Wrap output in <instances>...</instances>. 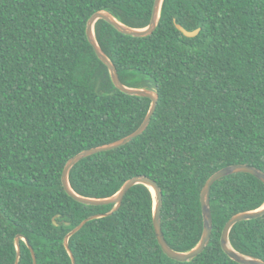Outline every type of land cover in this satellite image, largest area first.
I'll use <instances>...</instances> for the list:
<instances>
[{"label": "trees", "instance_id": "1", "mask_svg": "<svg viewBox=\"0 0 264 264\" xmlns=\"http://www.w3.org/2000/svg\"><path fill=\"white\" fill-rule=\"evenodd\" d=\"M154 1L0 0V264H16L18 234L37 264H73L67 234L114 207L74 199L63 169L80 151L138 129L152 101L115 86L87 22L106 10L143 28ZM177 23L200 31L185 36ZM95 35L123 83L154 89L159 100L141 135L79 161L70 184L104 198L133 176H149L163 192L168 244L188 251L203 233L207 179L237 163L264 171V0H164L150 35L122 33L104 19ZM263 203L264 182L253 174L217 180L210 242L178 261L158 242L152 191L137 184L118 210L88 220L69 246L76 264H242L223 250L222 231L234 214ZM229 237L239 252L264 260V215L236 223ZM20 246L19 264H34L23 238Z\"/></svg>", "mask_w": 264, "mask_h": 264}, {"label": "water", "instance_id": "2", "mask_svg": "<svg viewBox=\"0 0 264 264\" xmlns=\"http://www.w3.org/2000/svg\"><path fill=\"white\" fill-rule=\"evenodd\" d=\"M164 0H155L154 1V7L152 11L151 21L149 25L143 28H136L131 27L120 20H118L112 13L106 10H99L96 11L94 14L91 15V17L88 19L87 22V28L86 33L89 42L92 44L96 54L98 57L107 65L111 79L115 86L120 89L121 91L130 94V95H138V96H145L151 99V105L149 108L148 113L146 114L142 124L136 129L134 132L130 133L129 135L122 137L116 141L106 143L103 145L95 146L92 148L84 149L71 157L62 173V184L64 186V189L66 192L71 195L74 199H76L79 202L85 203V204H91V205H107V204H114V207L103 214H96L89 218L84 219L79 225H77L75 228H73L66 236L65 238V246L69 252V255L71 256L73 264H76V258L73 254V252L70 249L69 246V239L72 235H74L76 232H78L84 224L94 218L102 217L105 215H110L114 213L116 210L119 209V207L122 204V201L127 194V192L137 184H144L146 185L153 193L154 198V210H153V224L155 228V233L158 239L159 244L161 245L163 251L171 258L178 260V261H189L199 255L205 247L208 245L211 239L212 234V227H213V216H212V210L210 206V193L211 188L213 184L221 179L222 177H225L227 175H231L234 173L239 172H247L251 173L257 178L261 179L264 182V171L260 168H257L253 165H247L243 163H237V164H230L228 166H225L215 173H213L204 184L202 191H201V206H202V214H203V233L201 236L200 241L190 250L188 251H177L173 249L167 242L163 228H162V222H161V211H162V205H163V192L161 187L158 185V183L146 175H136L128 179L120 188V190L115 193L114 195L110 197H104V198H96V197H88L81 195L77 193L71 186L69 181V175L71 169L82 159L85 157H88L90 155H93L95 153L103 152L112 150L115 148H118L120 146H123L127 143H129L131 140H133L135 137L141 135L146 128L148 127L151 118L153 114L156 111L159 95L156 90L151 88H142V87H131L123 83V81L120 78V75L118 73V69L114 62L111 60V58L105 53V51L102 49L100 44L98 43V40L96 39L95 35V24L99 19H104L108 21L110 24H112L117 30H119L122 33L133 35V36H147L153 33V31L156 29L160 14H161V8L162 3ZM177 28L181 30L185 36L193 37L196 36L200 28H197L195 30H188L186 29L182 24L177 23ZM264 215V203L263 205L255 210H248V211H242L234 214L225 224L224 229L222 231L221 235V245L225 253H227L228 256H230L232 259L242 263V264H264V260L261 258H257L254 256H250L247 254H243L236 250L231 242H230V231L233 228V226L244 220H250L254 218H258L260 216ZM56 223V221L54 220ZM23 238L27 245L30 247L34 259V264H37V257L35 254L34 249L32 248L30 242L28 239L20 234H18L15 237V242L17 246V260L16 264H19L20 256H21V246H20V239Z\"/></svg>", "mask_w": 264, "mask_h": 264}]
</instances>
